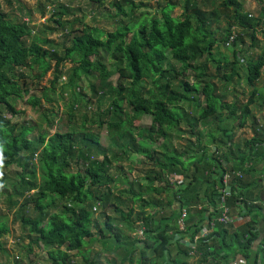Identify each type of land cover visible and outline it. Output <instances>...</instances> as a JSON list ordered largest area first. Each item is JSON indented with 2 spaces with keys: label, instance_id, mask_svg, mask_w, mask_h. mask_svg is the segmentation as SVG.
<instances>
[{
  "label": "trees",
  "instance_id": "trees-1",
  "mask_svg": "<svg viewBox=\"0 0 264 264\" xmlns=\"http://www.w3.org/2000/svg\"><path fill=\"white\" fill-rule=\"evenodd\" d=\"M89 1L101 8L107 0ZM208 3L211 0H184L182 15L177 18L171 12L178 0H164L159 18L145 20L143 14L134 22L132 11L142 3L115 1L111 7L116 14L110 17L115 31L86 27L60 57L56 50L46 49L55 48L46 37L56 30L47 26L35 34L30 24L11 21L0 0V194L8 196V210L15 211V219L28 231L25 249L29 254L34 248L44 249L50 264H103L105 255L114 256L121 264H190V260H196L195 264H259L261 255L264 259V232L258 230L264 223V202L255 197L257 188L264 190V118L262 121L253 113V108L264 111V85L258 86L264 75V47L256 57L249 56L250 48H246L247 41L254 49L260 43L259 34L264 37V0H259L257 18L244 11L242 0H224L229 24L220 40L211 30L220 16L200 8ZM46 12L47 7L43 8L44 15ZM69 12L61 5L54 8L55 24L64 32L71 28L70 22L63 21ZM119 17L129 22H117ZM236 26L240 31L226 46L231 59L218 57L214 46L228 43ZM103 56L111 62L102 61ZM54 60L52 87L44 89L42 98L32 95L30 104L38 108L43 99L53 102L51 93H56L68 62L73 67L64 88L83 98L86 92L81 82L98 74L99 85L91 84L89 89L99 97L111 88L113 101L101 115L111 117L101 121L111 133L113 144L109 147L102 144L99 135L85 129L31 138L35 128L14 124L5 117V113L16 116L15 100L31 92L21 83L26 78L24 70L38 65L43 79ZM211 62L215 76L208 74ZM190 69L197 74L191 84L184 79ZM115 74H119L116 88L106 84ZM242 82L250 89L249 94L244 92L247 102L236 98L225 103L218 92L230 93L232 86L239 88ZM184 106L191 108L195 117ZM70 111L69 117L76 118L75 105ZM144 115L151 117L148 128L134 126ZM249 123L252 138L236 141V129H245ZM211 125L214 130L205 136L203 131L196 132L200 126L205 129ZM185 136L196 143L172 147ZM204 137L207 140L202 143ZM136 157L145 163V183L129 184L128 190L121 192L129 197L125 202L115 195L122 179L112 171L119 166L123 171V160L133 162ZM81 164L84 171H71ZM14 165L22 169L19 183L7 174ZM226 173L241 175L232 178V194L225 202L227 209L244 206L240 210L250 220L238 226L217 222ZM169 176L183 178V185L172 187L167 182ZM9 182L13 187L10 192ZM113 201L122 205L111 206L121 218L104 214L103 228L96 221V205L107 211ZM30 202L35 217L24 212ZM182 209L187 212L183 232L178 227ZM116 223L131 224L143 239H126ZM204 229L210 233L197 238ZM8 232L6 223H1L0 237ZM96 244H101L103 251L94 259L91 248ZM137 254L139 259L135 260Z\"/></svg>",
  "mask_w": 264,
  "mask_h": 264
},
{
  "label": "rangeland",
  "instance_id": "rangeland-1",
  "mask_svg": "<svg viewBox=\"0 0 264 264\" xmlns=\"http://www.w3.org/2000/svg\"><path fill=\"white\" fill-rule=\"evenodd\" d=\"M118 0H107L101 8L93 7L89 0H2L3 7L9 19L15 23H27L32 26L35 30V34H41L46 30L47 26L53 30H56L55 33L48 32L47 37L49 40L54 42V49L52 46H47V51L54 52L56 50L60 57L65 56V51L73 46V40L76 36L82 34V31L88 28H98L105 33H110L115 31L114 21L110 19V17L116 14V9L112 6V3ZM244 2V11L247 12V9H250L249 0H242ZM136 4L139 2L142 3L141 6L134 9L132 11V20L137 22L143 14H145V20L149 17L160 15V10L163 6L164 0H134ZM175 2V1H174ZM224 0H211V3L208 5H200V8L205 12L216 11L219 19L215 20L211 26V30H213L215 37L217 40H220L223 36L224 31L228 28L229 18H228V10L226 11L223 6ZM64 6L70 9L68 15L63 17V21L70 22L71 28L68 31L64 32L62 28H59L55 22L58 20L57 18H53L54 16V8L55 6ZM221 5V6H219ZM184 6V0H178L177 6L171 12L172 17L179 18L182 15ZM47 7L46 15L43 14V8ZM250 17L257 18L256 13L251 10L248 11ZM32 15V17H31ZM77 21V22H75ZM117 22L122 21L124 24H127L129 20L119 17ZM240 31L238 26L233 28V32L237 33ZM69 32H73L72 36H69ZM259 45L251 49L250 43L247 41L248 55L256 57L262 53V49L264 47V37L262 34H259ZM213 52L218 56L229 57L230 52L227 50L226 44L218 42L216 46L213 48ZM102 61L109 64V59L106 56L102 57ZM205 61V59L203 60ZM53 68L49 71L47 76L43 79H40L41 71L38 65L33 69H25L26 78L21 80V83L26 87H29L31 92L29 95H25L22 99L15 100V107L19 111L16 116H12L10 113H5V117L10 120L14 124H24L25 126L35 128L34 132L31 134V138H39L42 134L51 133L55 134L56 132H67L73 130H83L85 129L88 132H91L95 135H99L101 137L102 144L105 147H109L112 142V137L110 130L107 125L101 126V121H110L111 117L101 116L110 109L112 100V95L110 93L111 88H106L103 95L99 97H95L93 93L89 89L91 84L99 85L100 79H98V74L91 77L90 79H84L81 82L83 87V93H85V98L81 95H76L72 90L65 89L64 86L68 83L70 70L73 67V64L68 62L64 67V76L62 77L61 83L58 85L56 93H51V98L53 102H47L43 99V105L38 108H34L30 104V97L35 95L37 97H43L44 89L47 87H52V81H54L56 77V64L57 61L54 60ZM202 62H198V66H201ZM208 74L214 75L216 74L215 65L211 62L207 64ZM197 74L192 70H188L185 73L184 79L187 80L189 84L193 83L195 76ZM119 74H115L106 84L111 85L116 88L118 85ZM218 86H220L217 80L213 81ZM264 85V75L261 78L258 86L262 87ZM101 86V85H100ZM65 89V90H64ZM234 89V91H233ZM82 91V90H81ZM233 91V92H232ZM245 93L250 92V89L246 87L245 83H241V87L237 88L236 86H232L230 88V93L222 94L221 91L218 92L219 96H222L225 103H232L236 98H239L240 103H246L248 97L244 95ZM90 94L91 97L86 96ZM89 102V103H88ZM75 105L76 118L71 119L69 117L70 107ZM126 107V106H125ZM184 109L190 114L191 117H195L194 112L191 108H187L184 106ZM253 113L255 116L259 118H264V111L259 113L256 108H253ZM262 120V118H261ZM263 121V120H262ZM210 122V120H209ZM151 123V117L144 115L140 118V120L134 123V126L137 127H147ZM211 124V123H210ZM213 124V123H212ZM251 123L245 129H236V141L246 140L252 138L253 134L250 128ZM184 125H181V128L184 129ZM207 127V126H206ZM215 126L211 125L210 128L202 129L201 126L198 127L196 132L203 131L204 136L208 134L211 130H214ZM205 133V134H204ZM207 140L205 137L202 139V143ZM172 144L173 148L177 146H186L188 142L196 143L195 139L190 138L189 136H185L182 141H174ZM178 150V149H177ZM213 151V150H211ZM95 156H101V153H95ZM142 158H134L133 162H128V160H123L122 167L123 171L120 170L119 167H115L112 171L113 175L116 178L120 177L122 181L118 180L119 183L116 185V196H121L125 202H129V197L123 195L121 192L128 190L129 184L141 183L144 184V178L146 177V168L145 163H143ZM149 168H151V164L149 163ZM21 168L14 165L10 168L7 173L9 176L15 178L16 183H19L20 178H17L21 173ZM79 170L84 171V166L74 165L71 169L72 172H78ZM16 175V176H14ZM129 178V183L127 182V178ZM259 176V175H258ZM126 182V183H125ZM261 182V181H259ZM158 184V182H155ZM156 184V185H157ZM264 185V183H263ZM158 186V185H157ZM9 192L13 189L12 183L9 182L7 184ZM262 191V190H261ZM17 200L16 198L13 199ZM23 201V200H22ZM8 205V196L0 194V224L6 223L9 232L0 237V261L1 264H50L48 261V252L44 249L34 248L33 253L29 254L25 247L29 245L28 240V231L22 228L20 221L16 220L15 211H9L7 208ZM117 205L122 206L121 204L113 201L110 204L109 209L107 211L100 205L98 206V211L96 215V221L99 223V226L105 227L106 216H111L113 218H121L118 216L111 206ZM57 211V210H56ZM61 211V209L59 210ZM24 212L27 216L35 217L36 212L34 211V204L27 203ZM22 214V213H21ZM126 215V214H125ZM127 216V215H126ZM120 225V229L123 230L125 238L129 239H143V234H141L138 230L134 229L131 224L122 225L120 223H116V226ZM97 232V231H95ZM93 254L92 258L96 259L99 256V253L103 251V246L101 244H96L92 248ZM139 259V254H137L135 260ZM196 260H190V264H195ZM103 264H121V262H117V259L114 256L105 255L102 259ZM136 264V263H135Z\"/></svg>",
  "mask_w": 264,
  "mask_h": 264
},
{
  "label": "built area",
  "instance_id": "built-area-1",
  "mask_svg": "<svg viewBox=\"0 0 264 264\" xmlns=\"http://www.w3.org/2000/svg\"><path fill=\"white\" fill-rule=\"evenodd\" d=\"M235 37H236V33H233L232 37L229 39V42L226 43V46L232 43ZM234 177L238 178V177H241V175L236 174V173H226L224 174L222 178V191H221L220 205H219V210L221 211V215H220V218L217 220V222L220 225H224L226 227L229 225H233L234 223V220L230 217L229 210L225 206V202L227 201L228 198L231 197V194H232L230 187H231V180ZM167 181L172 187H180L183 185L180 177H177V176H169L167 178ZM186 218H187V212L185 209H182L180 212L179 220H178V227L181 232L185 230L184 226H185ZM256 232L258 231L256 230ZM209 233H210V230L204 229L197 238H204ZM197 238L194 239V243H196ZM192 248L194 249L195 247L193 246ZM239 264H244V263L241 262Z\"/></svg>",
  "mask_w": 264,
  "mask_h": 264
},
{
  "label": "crops",
  "instance_id": "crops-1",
  "mask_svg": "<svg viewBox=\"0 0 264 264\" xmlns=\"http://www.w3.org/2000/svg\"><path fill=\"white\" fill-rule=\"evenodd\" d=\"M248 2L250 3L249 4L250 9H247V12L251 10L252 12L256 13V15L258 16L259 10H260L259 0H249ZM246 7L248 8V6H246ZM211 152H214V149ZM180 179H181V182L184 183L183 178H180ZM203 189H204V187H203ZM255 197H259L260 200L262 202H264V190L261 191L260 189L257 188V191L255 193ZM240 207H244V206H240ZM240 207H234V206L228 207L230 217L234 220L233 225H237V224L240 225V224H243V223L248 222L250 220L248 217L246 219L244 218L245 211H241ZM240 215H242V217H240ZM258 230L262 233L264 232V223L263 222L260 223V227L258 228ZM263 236L264 235H262V238H263ZM236 263L239 264L241 262L236 261L235 264ZM259 264H264V259H263L262 255L260 256Z\"/></svg>",
  "mask_w": 264,
  "mask_h": 264
},
{
  "label": "clouds",
  "instance_id": "clouds-1",
  "mask_svg": "<svg viewBox=\"0 0 264 264\" xmlns=\"http://www.w3.org/2000/svg\"><path fill=\"white\" fill-rule=\"evenodd\" d=\"M168 182V181H167Z\"/></svg>",
  "mask_w": 264,
  "mask_h": 264
}]
</instances>
